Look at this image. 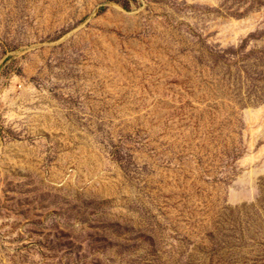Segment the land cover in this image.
I'll list each match as a JSON object with an SVG mask.
<instances>
[{"label": "rangeland", "instance_id": "obj_1", "mask_svg": "<svg viewBox=\"0 0 264 264\" xmlns=\"http://www.w3.org/2000/svg\"><path fill=\"white\" fill-rule=\"evenodd\" d=\"M0 264H264V0H0Z\"/></svg>", "mask_w": 264, "mask_h": 264}]
</instances>
